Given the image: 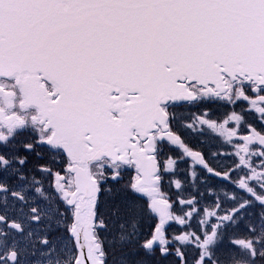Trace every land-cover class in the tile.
Listing matches in <instances>:
<instances>
[{"label": "snow or ice", "instance_id": "6c2138e0", "mask_svg": "<svg viewBox=\"0 0 264 264\" xmlns=\"http://www.w3.org/2000/svg\"><path fill=\"white\" fill-rule=\"evenodd\" d=\"M0 264H264V0H0Z\"/></svg>", "mask_w": 264, "mask_h": 264}, {"label": "rangeland", "instance_id": "374dc122", "mask_svg": "<svg viewBox=\"0 0 264 264\" xmlns=\"http://www.w3.org/2000/svg\"><path fill=\"white\" fill-rule=\"evenodd\" d=\"M191 111L193 113L199 114L198 110L193 108L191 109ZM222 109L217 111L216 116H222ZM215 118V117H214ZM249 120H255V115L254 114H250L249 115ZM203 129V131H200V129ZM195 136L197 138H202L204 136H211L212 134H214L213 131H211L210 129L207 128V126H202V125H196V130H194ZM217 135H215L214 137H212L210 140L207 141V144L209 145V147L211 146V150L212 151H219L220 153H232L233 150L229 149V145L225 142V139L223 137H221L218 133H215ZM207 151V149H206ZM219 159L224 163V164H228L230 163L232 160H234V156L232 155H221L219 157ZM191 163V162H190ZM184 165H182L183 167ZM234 186L230 185L229 186V190H231ZM174 190V189H173ZM244 194V193H241ZM258 207V205H257ZM175 227H179L178 225H175Z\"/></svg>", "mask_w": 264, "mask_h": 264}, {"label": "flooded vegetation", "instance_id": "af4514ba", "mask_svg": "<svg viewBox=\"0 0 264 264\" xmlns=\"http://www.w3.org/2000/svg\"><path fill=\"white\" fill-rule=\"evenodd\" d=\"M218 114V113H217ZM256 123H259V121H256ZM199 125V124H198ZM212 131V130H211ZM183 135L185 136V138L188 140V142L196 149V150H202V151H206V149L209 148V145L207 144V141L210 140L212 137H214L217 134H212L211 136H204L202 138H197L195 136L194 130H187L183 133ZM234 140L236 138H233ZM229 145V144H228ZM211 147V146H210ZM230 150H233L231 145L228 146ZM212 148V147H211ZM235 159V157H234ZM190 159H189V163H190ZM231 163V162H230ZM228 163V164H230ZM226 163V165H228ZM240 175H243V173H240ZM230 206V205H229ZM175 227V225H174Z\"/></svg>", "mask_w": 264, "mask_h": 264}]
</instances>
